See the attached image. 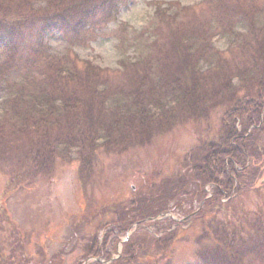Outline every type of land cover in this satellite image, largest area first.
<instances>
[{
    "label": "trees",
    "instance_id": "obj_1",
    "mask_svg": "<svg viewBox=\"0 0 264 264\" xmlns=\"http://www.w3.org/2000/svg\"><path fill=\"white\" fill-rule=\"evenodd\" d=\"M208 1L215 11L209 26L196 22L192 27L194 22H186L192 7L159 8L154 28L163 32L161 44L136 60H121V70L116 73L128 82L129 86H124L113 82L116 76L111 71L69 52L53 53L48 45L56 36L70 46L84 44L98 28L117 17L122 0H0V50L7 53L0 64V95H5L0 106L4 120L0 123V142L28 131V140L18 142L43 145L40 154L49 157L48 162L52 147L57 148L55 152L60 147H75L87 164L95 159L96 153H92L101 142L123 150L133 145L132 141L141 143L153 133L196 120L203 130L180 175L188 178L191 171L195 172L194 188L188 191L190 203L205 200L197 217L207 210L218 214L197 240L196 264H264V206L239 218L244 211L242 202L234 203L243 189H262L264 184V4L257 0ZM216 35L239 41L244 58L238 53L226 57L219 52L213 44ZM130 41L138 48L150 44H146L144 33ZM176 48L181 53L174 57L172 50L176 53ZM252 68L260 71L257 86L246 98L241 97ZM111 90L115 93L110 94ZM80 91L86 93L85 98L78 97ZM88 93L101 98L99 112L105 118L95 112L96 97ZM88 103L84 116L75 114L79 105ZM215 111L224 113L219 125L209 119ZM6 130L15 133L5 137L1 132ZM34 153L37 155V149ZM36 169H41L40 164L27 166L24 179L30 172L35 175ZM159 181L152 179L151 185L158 189ZM208 185L214 189L213 196L206 199ZM158 198L161 203L156 210L170 208ZM224 198L230 200L223 202ZM136 210L139 216L135 220L147 217L143 209ZM175 210L186 213L185 204L178 202ZM122 213L126 215L125 209ZM121 220L116 224L122 227L124 222L125 230L134 224L129 217ZM148 224L160 231L153 235L147 231L143 245H150L140 249L144 253L141 256L152 262L149 264H172L167 260L168 251L180 238L181 224L170 219ZM141 240L131 241V250L126 248L127 259L121 257L113 264L138 263L141 256L132 255V251H137ZM98 245L91 250L95 256L110 255L106 243ZM60 253L53 259L60 258ZM18 257L28 262L23 250L9 264H18Z\"/></svg>",
    "mask_w": 264,
    "mask_h": 264
},
{
    "label": "rangeland",
    "instance_id": "obj_2",
    "mask_svg": "<svg viewBox=\"0 0 264 264\" xmlns=\"http://www.w3.org/2000/svg\"><path fill=\"white\" fill-rule=\"evenodd\" d=\"M134 3L145 5L149 11L145 13L136 9L117 16L110 24L98 28L92 38L82 46H69L63 38L53 37L50 41L53 53L69 52L72 57H78L81 61H90L115 74L113 82L116 85L129 86L126 79L118 77L116 72L121 70L120 62L124 58L136 60L142 54L150 53L152 46L154 48L161 44L163 32L161 34V30L156 31L154 28L159 8L167 10L170 6L172 8L183 6L186 10L187 7H192L191 15L186 20L194 22L190 24L192 27H196V22L207 23L209 26L212 16L215 15L208 0H122L121 9L129 8ZM257 3L264 4V0H257ZM215 25L214 28L217 27ZM221 30L219 27L218 31ZM237 31L242 32L240 29ZM143 33L146 44H150L146 46L143 44L138 48L130 39L142 36ZM213 44L226 57L242 53L237 40L231 41L216 35ZM175 51L176 53L172 50L174 57L181 53L178 48ZM173 56L171 54L169 57ZM240 57L244 58V54ZM6 59L7 53L1 50L0 64ZM250 73L245 89L239 93L241 97L246 98L257 86L259 69L252 68ZM113 93L115 90L110 91V94ZM84 95L86 93L80 91L78 97L85 98ZM88 95L96 97L95 112L101 119L105 118L106 116L99 112L101 98L98 99L96 93ZM4 96L0 95L2 99L0 106L5 103ZM224 101L225 99L222 102ZM89 104L79 105L80 109L75 114L84 116ZM227 108L228 111L232 109L231 106ZM237 112L241 114L240 110ZM223 114L215 111L209 119H213V122L219 125ZM0 123H4L1 114ZM202 130L201 126L196 125V120H189L173 125L162 133H153L149 139L141 143L132 141L133 145L123 150L116 149L118 146L115 145L106 147L104 142H101L92 153L93 155L96 153L95 159H91L87 164L82 160L79 149L75 147L71 149L60 147L56 152L57 148L52 147L48 162L49 157L40 154L43 145L37 146L36 143L33 146L34 143L31 142H18L28 140V131L17 134L11 138L13 140L9 139V142H0V264H9L17 254L22 255L23 250L28 254V262L18 257V264H96L95 257H92L96 254L91 250L98 247V243L100 245L106 243L108 251L111 252L112 255L106 258L117 257L120 251L126 260L128 256L126 248L131 247L130 242L136 243L142 239L137 251H132V255L141 256L144 253L140 249L147 247V243L150 245L149 242H145L146 246L143 245L147 231L153 235L159 232L160 228L145 223L132 232L127 242L121 244L127 236V230L124 222L121 223L122 227H119L116 221L121 222V219L125 220L128 217L134 222L141 220H135V216H139L136 209H143L142 212H146L147 217H155L160 212L159 209H155L157 204L161 203L157 202L160 200L159 196L164 204L167 202L170 206H175L178 202L185 204L186 213H181L180 216L188 215L199 207V200L190 203L192 196L188 193L194 188L195 172L191 171L192 175L190 174L188 178L180 175V172L187 165L185 159L188 153L196 148ZM10 131L6 130L1 134L10 137L15 130ZM117 137L119 135L116 139ZM29 145L33 147L30 148ZM35 149L37 155L34 153ZM32 164H40L41 169H36L34 172L36 176L30 172L24 179L26 167ZM82 172L86 176L85 179ZM152 179L160 180L158 189L151 185ZM207 190L211 191V188L208 186ZM241 194L234 200L235 204L242 202L244 211L240 213L239 218L264 206V184L262 189H243ZM124 209L126 215L121 214V210ZM197 215L196 219L190 220L192 223L190 227L182 222L178 228L180 238L173 249L168 251L167 256V260L172 264L197 263V252L200 248L197 240L204 232L205 225L210 226L211 220L218 214L211 215L207 210L203 215L199 217ZM222 215L220 213V216ZM59 252L61 257L53 259ZM156 252V255H160L164 251ZM144 256H141L138 263L131 264L152 263L143 259Z\"/></svg>",
    "mask_w": 264,
    "mask_h": 264
},
{
    "label": "clouds",
    "instance_id": "obj_3",
    "mask_svg": "<svg viewBox=\"0 0 264 264\" xmlns=\"http://www.w3.org/2000/svg\"><path fill=\"white\" fill-rule=\"evenodd\" d=\"M136 9H139L143 12H148L149 9H147V7L143 4H132L129 8H126V9H121L119 13H117V16L121 15V14H127L128 12H132V11H135ZM107 23H111V21H107Z\"/></svg>",
    "mask_w": 264,
    "mask_h": 264
}]
</instances>
